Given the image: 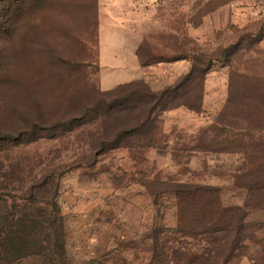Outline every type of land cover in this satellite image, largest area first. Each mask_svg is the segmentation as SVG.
Here are the masks:
<instances>
[{
    "label": "rangeland",
    "instance_id": "1",
    "mask_svg": "<svg viewBox=\"0 0 264 264\" xmlns=\"http://www.w3.org/2000/svg\"><path fill=\"white\" fill-rule=\"evenodd\" d=\"M104 2L0 0V215H56L65 264H264V0H131L110 92Z\"/></svg>",
    "mask_w": 264,
    "mask_h": 264
},
{
    "label": "trees",
    "instance_id": "2",
    "mask_svg": "<svg viewBox=\"0 0 264 264\" xmlns=\"http://www.w3.org/2000/svg\"><path fill=\"white\" fill-rule=\"evenodd\" d=\"M145 64L146 63H142L144 66ZM191 75V73H188L178 85V88L185 84V81L189 80ZM132 82L133 81L121 83L117 86L127 83L130 84ZM116 87L106 91L110 92ZM176 89L177 87L174 91H176ZM168 90L171 91L173 88H169ZM142 94L143 93L140 92L138 93L139 96ZM150 116L151 114L145 117L140 123V126L149 121ZM140 126H137L136 129L129 133L138 131ZM128 131L130 130L121 131L118 134V137L125 135ZM20 136H25V133ZM192 190L193 189L190 187L186 188L185 185H180L178 189L174 190V192L180 197L183 196L186 198L192 194ZM25 200L27 199H20L22 202ZM29 201V203H33L31 200ZM28 205H17L14 207L13 212H10L5 216L0 215V264H14L34 254L41 255L44 258V262H47L48 260H57V264H65L63 254L65 235L62 220L55 215L52 220L48 221L46 219V221H41L39 216L30 208L31 206L29 207ZM27 210H32V212H28ZM48 223H50L49 228L45 226V224ZM222 231L224 233L223 237L226 238L228 235V228L225 227ZM230 250L233 251L234 249Z\"/></svg>",
    "mask_w": 264,
    "mask_h": 264
},
{
    "label": "crops",
    "instance_id": "3",
    "mask_svg": "<svg viewBox=\"0 0 264 264\" xmlns=\"http://www.w3.org/2000/svg\"><path fill=\"white\" fill-rule=\"evenodd\" d=\"M106 2L102 4L104 7L103 10L101 9L99 20L100 82L103 90H110L121 83L143 78L148 68L142 65L138 55V44L142 41L143 34L140 33L139 28H133L134 24L131 21L141 18L142 14L130 10L131 0H106ZM103 11L107 12L106 16V12ZM114 42L118 44L116 50ZM106 47L111 50L109 59L104 53ZM119 78L128 79L119 81Z\"/></svg>",
    "mask_w": 264,
    "mask_h": 264
}]
</instances>
